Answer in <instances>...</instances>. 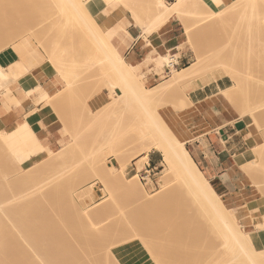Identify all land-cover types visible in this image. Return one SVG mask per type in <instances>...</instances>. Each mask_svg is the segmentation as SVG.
<instances>
[{"label":"rangeland","instance_id":"374dc122","mask_svg":"<svg viewBox=\"0 0 264 264\" xmlns=\"http://www.w3.org/2000/svg\"><path fill=\"white\" fill-rule=\"evenodd\" d=\"M74 1H76V0H74ZM184 1H185V3H184L185 6H183V9L184 8L185 9L183 12V17L180 20L183 22L184 26H186V25L191 26L192 27L191 31H193V32H190V35H191V36H189L190 38L186 34H184V37H183L184 40H187V41L192 40V41L187 42L188 44L185 43V45H183L182 48L189 50V52H191V54L193 55L192 63L194 61L199 62L198 65H199L200 70H198L199 74L197 73L198 76L196 75L197 76L196 78L210 80V79H215L219 76H227L226 72L228 70L232 71L233 75L235 76V78L238 80V82L242 86L240 85L241 91H240L239 95L237 96V98L233 101V103L231 102L232 104H229L230 107L235 110L234 113H236V114L241 115L243 113V114L249 115L252 118H254L253 119L254 123L259 128H261V126H263L262 124L264 122V59H263L264 56L261 55V53L259 52L260 50L258 48L259 45L261 48H264V34L260 32L261 26L257 25L258 24V22H256L257 20L251 14H249V11L246 9L244 12H243V10L241 12H239V14L237 13L236 15H230L232 17L229 18V15L226 13L225 10L228 8V6L232 3L233 0L221 8H214L213 6H211V4L204 2L203 0H193V4H192V0L191 1L190 0H188V1L184 0ZM78 2H81L82 4L83 3L86 4L84 6L85 8L87 7L86 9H87L88 14L86 15V18H89L90 21L93 20L92 25H94V23H97L100 25V18L102 16V9L108 5H113L115 3L117 5H121L123 8H125V6H132V7L136 8V11L137 10L140 11V15H139L138 11H137V14L140 17H142L141 19H143V20H147L149 18V14L147 12H145L144 7H142V5H144V3L146 2L145 0H86V1L85 0H78V1H76V3H78ZM175 2H176V0H170L166 4L171 5L172 3H175ZM72 3L70 0H0V18H1V20H0V23H1L0 24V38L2 39V40L0 39V51H3L5 49H7L8 47H11L12 53H13L14 52V50H13V48H14L13 44L14 43L18 42L19 43L18 45L21 47V46H24L25 44H27V40H29L31 42L32 47L39 49V51L42 53L43 61H46L48 59V53L50 51L57 52L60 59L63 57L62 60L59 61L60 59H57L58 61L57 60L55 61V63H57V64H53V63L48 61L47 67H49L50 69H52V67H54L58 73L60 72V69L61 70L67 69V70H65L66 72L68 71L66 73L67 74L66 78L62 74H60V73L59 74L65 80V89H68V90H66V91L63 90V91H61L62 93L59 92V94L55 95L54 98H56L55 100L59 101L60 103H62L64 98L69 99L71 102V105L69 108V111L71 114H77V115L85 114V120L84 121L79 120V121L71 122L70 126H68L65 129V133L68 134V137H69V139L65 143L67 145H69V147L66 146V150H67L66 159L65 160L63 159L61 161L60 164H62V165H59L64 169L60 170L61 167L57 166L59 169L57 168V170L54 171L56 169L54 167V169H52V171H49V172L52 174H53V172L54 173L57 172L58 174H60V173L62 174V172H63V175H64V172H66L65 173L66 176L68 175L69 177L71 176V177L75 178V181L73 182L74 184H71V186H70L71 189L69 188V191L70 190L72 191L71 193L73 194V197H75V198H77L79 196V195L77 196V194L80 193L79 191H82L81 193H83V192L88 191L90 189V187H92L94 189V192H93L94 194H92L91 198L89 196L86 197L85 196L86 193H84L85 194L84 196H85L87 202H90L89 200H91L92 202H98L105 195V191H103L104 187L101 185L100 181H98V179L95 178L96 176L94 177V175L90 174L91 164L92 163H96V164L102 163V165H103V163L105 162V161L103 162V160H106V162H105L106 166H109V165L112 166L115 164V166L118 169H121V166H117V164H116L117 155L120 153V150H124V148H126L125 149L126 151H123L122 155L120 154L121 157H119V158L126 164L125 174H126L127 178L131 179L132 177L134 178L135 175H137V177L141 181L139 188L141 187L142 189H144V191L146 193H152V194L156 193L157 190H160L162 187L161 186L163 183L162 179H165L164 174H166V170L168 169V167L163 161L162 154H160L159 152H156L155 150H152L150 153L154 152L153 155L157 156L159 163L158 164L151 163L150 164L151 167H156V169H154V171L152 172L150 177L143 179V177L147 176L145 174V170L147 169V165H149V162H147L146 160H144L142 158L143 152L146 149V145H143L142 142L139 143L141 141V139L139 137L140 132H141L140 128H141L142 122L144 120H146L148 113L153 112L156 109H158L159 114L162 115L166 119V121H168L171 124L169 118L166 117L165 113H167L168 115H172L175 111L182 110L181 106H182V103H184V101H185V92H186L185 90L189 85H187L186 82H184L182 84H180L181 82H179V83H178V81L176 82L173 79L174 75L171 71L170 74H167L162 78V81L159 83L161 85L155 87L154 92H157V94L155 97H153V99H151V101L148 104H144V105L142 104L141 105V103L139 104V102L134 101L131 97V94L129 93V90L126 87L125 78L122 77L124 80L123 81L122 78L115 76L118 74V72L116 74H114V72H112V70H110L111 66L108 67L109 64L106 63L107 61L103 59L105 56L104 49H106V48H104V47H106L105 44L100 45L99 43H97L94 40H93L94 43L92 42L93 36L91 34H93V35L96 34L95 27H93L95 30H92L93 28L90 30L85 28V30H87L85 32L89 35L88 37L86 35V39L88 38V40L84 41L83 37H82L84 35L80 36V34H81L80 32H83L82 34H85L84 23L81 21V19L78 18V17H80V13L78 12V8H75V7H77L76 6L77 4H75V6H74V3L73 4ZM72 7H74L75 10ZM140 7H141L142 11H141V9H139ZM77 13H79V15H77ZM68 14L69 15L72 14V16L70 15L71 16L70 20H69ZM81 16L83 17V15H81ZM74 19H77L78 22L75 21ZM254 20H256V21H254ZM77 23L83 24V26H81ZM249 23H250V25H249ZM72 24H74V25H72ZM75 24H76V27H75ZM72 29H73V31H72ZM75 29H77V32L75 31ZM15 30H16V32H15ZM17 30H19V31H17ZM58 30H60V31H58ZM4 31H5V34H4ZM48 31L49 32L54 31L53 35H52V33L49 34ZM70 31H72V32H70ZM55 32H56V34H55ZM64 32L65 33L68 32V33L65 34ZM7 33H9L8 36H7ZM11 33H13L14 35L13 34L11 35ZM24 33L26 34L25 36L22 35ZM29 33H31V34H29ZM62 33H63V35H62ZM47 34L50 36L51 35L55 36L54 39L56 41L53 39V37H51L53 39V41H51L53 45L51 43H49V45L44 43L46 41L48 43V40L45 39ZM70 34L72 35V37L70 36ZM1 35H2V37H1ZM10 35L12 36V38ZM48 35L46 37L47 39H49ZM76 35H77V37L74 39H77V40L74 42L73 37H75ZM78 35H79V39L80 38H82V39L79 40ZM62 38H63V40H62ZM69 38H71L72 40ZM84 42H85V44H84ZM66 43H68V44L66 45ZM83 44H84V46H83ZM44 45H46V46H44ZM102 46H104L103 47L104 49L102 48ZM256 46H258V47H256ZM43 47H45L46 49H44ZM79 47L82 49H80ZM93 47H95V48H93ZM257 50H259V51H257ZM63 55H65V56H63ZM65 57H67V58H65ZM70 61H71V63H70ZM59 64H60V67H59ZM58 69H59V71H58ZM53 71H55V70H53ZM111 74H112V76H111ZM169 75H171V76H169ZM118 76H120V75H118ZM114 78H115V80H114ZM118 78H119V80H117ZM140 79L144 82V80L141 77H140ZM66 80L70 81V83H71L70 84L71 86H69L70 88L68 87V83ZM115 81L122 82L124 84L122 85V83H121V85H119L120 83H117V82L115 84L114 83ZM111 82H112V84H111ZM232 84H234V81L232 82ZM103 90H108L110 96H111L113 91H116L117 96H115V97L111 96V102L109 104H107L106 106L102 107L101 109H99L97 111L92 112L89 108H87V104H86L87 100L89 98L95 96L96 94H98L99 92H101ZM63 93H64V95H63ZM220 96L222 97V95H220ZM177 103H179V105H176ZM103 108H105V110ZM106 108H107V110H106ZM101 114H102V116L103 115H105V116H103L101 118L100 117ZM170 119H173L172 116H170ZM255 119H257V120H255ZM2 128H3V124L0 121V138L4 137L6 133L12 131V130H10L8 132L3 131ZM30 131L25 130V139H26L27 143H29L28 145H22V144L19 145L18 144L19 146L14 145L15 147L10 146V147L6 148L4 146V147L0 148L1 152H3L5 150L3 153H1L5 158L2 157V155L0 154L1 158L3 159L0 161V172H1L0 173V177H1L0 181L1 182L3 181L2 185L0 186V190H1V188H3L4 185L7 184L4 182H9L11 184V185L8 184V185L4 186V189H2L3 192L7 189L6 191L9 192V194L7 192L2 193V190L0 191V195H1L0 202L3 201L4 198H6V195H4V194H7L8 198L6 200L9 201V203L13 202L10 207H8V208L6 207V209L3 207V209L5 210L4 212H2L3 215L9 214V212L11 213L14 210V207H16V205L18 204V202L20 200V195H21V193H23L25 188L27 187V190H30V188L34 185L33 183L38 181V179L36 178L37 180L34 179L35 182H33V183L31 182L32 180L30 182H27L26 187L24 188L22 186V189L20 188V183L22 182L21 181L22 179L21 180L18 179L17 183L15 182L17 185L13 184L14 180L15 181L17 180L15 178H13V176L16 177L15 173L17 172V175H18V172L19 171L21 172L20 166L23 165L24 161H26L29 157H31L30 155L32 154V152L30 151V148L32 150L39 148L38 144H37V139L34 138L33 131L31 129H30ZM137 140L139 142H137ZM21 145L27 149L29 148L27 146L30 145L29 151L22 150L20 148V147H22ZM133 146L136 148L134 149ZM119 147L120 148L122 147L123 149L122 148L120 149ZM187 148H188L190 154L192 155V153L190 151V144L189 143H187ZM68 149H70V150L68 151ZM117 151H118V153H117ZM69 152L71 155L69 154ZM68 156H70V157L68 158ZM95 159H97V160H95ZM125 159L127 161L130 159L131 160L128 161V163H127ZM88 163H89V165H88ZM241 163H242L240 165L241 170L243 172V176L245 177V181H246V188L243 187L244 188L243 190L246 192V194L244 196L243 195L240 196V198H241L242 202H247L250 205L251 209L253 210L252 212L255 215H257V217L251 219L250 225H247L243 221H239V223L242 226V229L244 231L245 230L246 231H252L255 229V223L262 222L264 220V142L261 143V147L260 146L258 147V145H255L253 147V149H251L249 152H247L246 155L244 156V160H242ZM33 165L35 167H37L36 168L37 173L38 172L39 173L45 172V171H41V170H45L43 168L44 166L41 163H39V164L36 163ZM132 167H135L136 170L130 171V169ZM12 170H16L15 173H13L14 171L12 172ZM243 170L245 171L247 176ZM11 172L14 175L12 177L10 175V177L13 178L14 180L9 178L8 174ZM20 172H19V175L21 176L22 172L21 173ZM73 172H74V174H72ZM81 172H83V173H81ZM84 172H85V174H84ZM167 172H168V170H167ZM50 173H49L50 176H47V177H49V179L46 180L47 181L46 183H48V181H50V180L52 181L53 176L55 175L54 174L52 176V174H50ZM170 173L172 174V172H170ZM170 173H169V175H170ZM4 174L8 175V177H7V180L9 178L8 181L3 180L4 179L3 177L5 176ZM80 174H84V175L80 176ZM86 174H87V176H86ZM44 175H46V174H44ZM174 175L176 178L172 174L167 179L168 180V186L171 185L169 187L172 188V190H168V191L169 192L172 191V193L175 189L177 190L180 187V185H179L180 183L178 184V182H180V178L177 174H174ZM56 176L57 175H55L54 178ZM75 176H77V177H75ZM84 176H86V177H84ZM41 177H40V179H41ZM47 177L45 179H47ZM80 177H82L83 180L80 179ZM76 179H78V181ZM79 179L82 180L81 184H80ZM10 180H12V182ZM19 181H20V183L18 185ZM40 181L43 182L42 179L39 180V182ZM76 181L79 183L78 184L79 186L78 185L76 186L77 189H76V187H73L74 185H76L75 184ZM1 182H0V184H1ZM39 182H37L36 184H38ZM41 182L39 183V185L41 184ZM46 183L44 182L41 185L46 184ZM12 184L16 185V187L12 186ZM177 184L179 185L178 187H177ZM184 185L185 184H181L182 187ZM17 186H19V189ZM35 186H37V185H35ZM135 186L136 185L130 183L129 189H128V196L124 194V196H127L125 198H124L123 194H122L123 197L120 195L121 193L119 195L117 194V196L114 195L113 197H111L109 199V205L107 207H105L103 205V209L99 208V210H97L98 215H97V213H96V215L93 214L94 217H93V215L89 216L88 212L82 210L81 208H78L77 211H79V209H80V211L77 212L80 215L78 217L82 222L81 226L79 227L80 228L79 230L82 229L84 231L83 232L81 230L80 233L83 232L85 235L86 231H87V233L91 232L90 230L92 228H90L89 226L92 222H94V223L98 222V223H101L102 225H105L107 223H110L112 220V222H111V226H112V223L114 222L113 220H115V218H117V216H119L118 214H120V216H123L124 218H127V216L129 214L133 213L132 215L129 216V218L132 216L130 219L133 220V218H135L136 222H138V221L146 222L147 221V223L149 224L148 225L149 229L148 230L144 229L143 233H144V235H147L148 238L150 236L149 240L152 239L153 235H154V238H153L154 240L152 239L153 244L156 243V240L158 242V239L160 237L161 238L159 239V241L163 238L162 239L163 241L162 240L161 241H162V243H165L163 246L165 248V249H163L164 252L175 253L173 257L176 259L178 258V260H176L177 264L179 262H180V264H183V263L184 264H193V263L197 264L198 263L197 261H194L192 258L188 257L189 253L186 250L187 246L184 247L185 250L183 248L184 245H182V247L178 246L180 244V242H182V241H187L188 247H191L193 245V247L197 246L198 249L200 248L199 252H198L199 261H200V259L202 260L205 257V255H204L205 251L204 250H213L214 253L212 255H210V258H209V256L207 257L208 259H206V257L204 258V260L206 259L209 262L208 263L205 260L206 263H208V264H228L229 263L228 260L230 259L231 256H230V251L227 248L228 246L227 245L225 246L224 244H222V242L220 240H218L219 242L216 240L215 241L216 244H214V241L210 242L208 237H207V234L205 232L206 230H205L204 226H202L203 224L201 225L197 222L198 225H196V221L195 222L193 221L195 224L193 223V225H191V226L194 227V225H196L197 227L195 226V229L193 228L194 229V231H193L194 233L192 232L193 234L191 233V231L190 232L188 231V229H190V224H191L190 222H192L191 218H193L194 214L191 213L192 212L191 211V209H192L191 204H188V203H190V201H189L190 199H189V197L187 198V196H185L186 192H187L186 186H184V187H186V188H184V190H182L183 189L182 187H180L181 189L177 190L179 194L177 193L174 195L172 193L169 194V192H168L169 197H170V195H173L174 199H176V200H174L172 196H171L172 198H169L166 196L165 198L172 200V202H171V200H169V202H167L168 199L165 200L168 205L163 200V202L161 201L162 203L160 202L161 203V205L159 204L160 206L159 205H157V206L155 205L156 207L152 206L151 208L153 209V207H154L153 210L155 212L153 210L148 211L149 215H150V213L152 214L151 215L152 218H151V216H149V218H148L147 214L143 215L145 212L147 213L148 209L144 210L143 208H140L141 204L139 205L136 197H132V195L136 196V194L138 193V192L136 193V190L138 191L139 188L136 189ZM72 187L75 189L74 191L72 190ZM86 188H87V190H85ZM173 188H175V189H173ZM19 190H21V191H19ZM18 191H19V193H18ZM76 191H78L77 194H75ZM179 191H182L183 194H182V192H179ZM174 193H176V191ZM2 194L5 197H3ZM18 194H19V196L17 198L16 196ZM138 194H137V196H138ZM177 195H178V197H177ZM14 196L16 197V199H14V201H13ZM9 198L10 199L12 198V200H10ZM222 200H223V202L227 208H229L231 210L235 209V208H232L233 206L225 198H222ZM15 201H16V203H15ZM4 203L5 202H1L0 205L3 204L2 206H4ZM6 203H8V202H6ZM107 203H108V201H107ZM164 203L167 205L166 210H164L165 207L163 208V206H166V205H163ZM170 203H172L173 206L178 205V204L179 205L176 206L177 207L176 208V207H172V205H170ZM105 205H107V204H105ZM95 208H97V207H94L91 209H95ZM147 208H150V207H147ZM155 208H157V210ZM172 208H173V210H174V208L176 210H174V212H173L171 210ZM119 209L121 210V212ZM145 209H146V207H145ZM69 210H72V208H69ZM69 210H64L61 215L64 214L65 215V216H63L64 218L65 217H69V218L73 217V219H74L75 216L77 217L76 213L74 214V212H76V211H69ZM102 210L105 212H103ZM142 210H143V212H142ZM140 211H141V213H140ZM163 211L165 212V215L162 214L163 217L165 218L166 215L168 216V218H166V220L170 219L169 218L170 215H171V217L173 216V218H174V219L171 218V221L169 220V226H168V223H167V226L166 225L164 226V223H162V222L166 221V220H163L164 218H162L161 220L159 219L160 216L162 217V215H160V213H162ZM158 212H159V214H158ZM154 214H157L158 216L154 215ZM3 215H1V216H3ZM95 216H97V218H95ZM144 216H145V218H144ZM155 216H157V217H155ZM85 217L87 218V220L90 223L89 222L87 223ZM120 218H122V217H120ZM129 218H127V219H129ZM156 218L159 220H157ZM189 219H191V220L188 224L189 225V228H188V226L185 227V225H187L185 221L187 220V222H188ZM149 221H150V223L152 222V224H150ZM156 222L159 224V226L162 225L160 227L158 226L159 230L156 229L157 227H155V225H153V223L155 224ZM3 223L4 222H0V225L1 226L5 225V223L4 224ZM157 223H156V226L158 225ZM16 225H18V224H16ZM150 225H152V228L154 226L153 230H155V231L154 232L152 231L153 234H151L152 228ZM165 227H166V229H164ZM177 227H178V229H177ZM199 227L202 229H200ZM120 228L121 227H119V229ZM160 228H162V229H160ZM2 229L5 230L6 228H4V226H3ZM112 229H115V230L113 231V230H111V228L109 230H108V228H106L105 230L107 231L108 235H110L111 233L114 232V235L116 236V238H118L117 235L115 234V232H117V234H118L119 233L118 231L122 230V228L120 230L117 229L118 230L117 231L113 225ZM123 229H124L123 230L124 233H120V235L118 234V236H120V238H121L122 237L121 235H123V237H124L123 239H125L127 237L125 235L126 229L125 228H123ZM4 230H1V233L2 232L4 233ZM110 230H111V233L108 232ZM149 230L151 233L148 232ZM161 230H164V231L167 230L166 232H168V233H166L164 231H163V233H160ZM183 231L184 232L188 231V232L183 234L182 233ZM176 233H178V234H176ZM160 234H165V235L162 237V235L160 236ZM191 234L194 235L195 237L189 236L190 237V239H189L188 235H191ZM203 234H204V236H203ZM2 235H3V237H2ZM10 235L0 234V236H1L0 240L2 239L0 241V244L3 247V250H2L3 253H0V262H1L2 256L4 254L9 255V257H10L9 262H11V261L15 262L17 256L19 257V255L21 253H22V255L27 253L26 250H24L25 253H24V251L21 252L23 250V247H24L22 245L23 243L22 244L19 243L20 242L19 240H18L19 242L14 241V239L11 238L14 235L13 234H12L13 236L12 235L10 236ZM94 235H96V234H94ZM157 235H158V239H156ZM168 235L169 236L172 235V236L169 237ZM5 236H6V238H5ZM112 236L113 235L111 234L110 238ZM9 237H10V239H9ZM15 238H17V237H15ZM33 238H32V241H33ZM110 238L106 239L107 241L109 240V243L106 241L108 244H110V242L111 243L115 242V237H112L113 238L112 240ZM191 238H192V240H191ZM116 240H118V239H116ZM34 241H36V239H34ZM124 241L126 242L127 240H124ZM129 241L132 243L131 240H129ZM129 241H127V242L130 244V248L128 250L125 249L126 251L124 250L125 254H123V255L122 254L120 255L119 251L117 249L113 248V253H114L115 259L112 258L113 256L111 257V259H112V261H114V263H117V261H119L118 264H131L129 261H127L128 257H131L137 253L138 254L141 253L140 255L141 256L144 255V257H145L144 260L146 259L147 264H155V262L149 257V255L153 256L154 251H151L150 248H149V250L147 248L139 250L138 247L140 244H137V242L135 241V242H133V245H132ZM161 241H160V243L155 244V245L162 244ZM170 241L173 243V246H171L170 250H169L168 247L166 246V243H170ZM260 241L261 240L257 241V242H259L258 244H257V242L253 243L252 250H251L252 251L251 252L252 263L249 262L250 261V259H249V261L247 260L246 261L247 263H245V264H264V242H263L264 240L261 242ZM106 242L105 241L103 242V243H105V245L102 246L101 250L105 249L103 247L106 246V244H107ZM103 243L101 242L99 244H103ZM199 243H200V247L198 246ZM210 243H211V245H210ZM219 243H221V244H219ZM203 244H204V246H203ZM11 245H13V246H11ZM35 245L39 246V244L37 242L35 243ZM95 245H96V247H101L100 245H98V243H96ZM113 245H114V243L112 244V246ZM210 246H212V247L209 248ZM20 247H22V249ZM108 247L109 246H107L106 248H108ZM207 247L209 249H207ZM213 247H214V249H213ZM24 248H26V247H24ZM36 249H38V248H36ZM6 250H10L11 251L10 253L12 255L9 254V251L6 252ZM106 250L107 249H105L104 252ZM178 250H180V253H181L180 256L181 257L179 256V253H177ZM181 251H183V252L186 251V252L183 253ZM202 253H204V254H202ZM27 254H29V251ZM186 254H187V256H186ZM200 254H201V256L203 255L202 258H200L201 257ZM48 256L47 257L44 256V258L46 260L47 259L49 260L51 255L49 254ZM126 257H127V259H126ZM121 258H123L122 259L123 261L121 260ZM180 258H181V260H180ZM116 259H117V261H116ZM190 260H193L192 261L193 263H191ZM204 260H202V261H204ZM112 261H110L111 264H113ZM125 261H127V262H125ZM149 261H150V263H149ZM49 262H50V260H49ZM110 262H107L105 264H110Z\"/></svg>","mask_w":264,"mask_h":264},{"label":"bare ground","instance_id":"6f19581e","mask_svg":"<svg viewBox=\"0 0 264 264\" xmlns=\"http://www.w3.org/2000/svg\"><path fill=\"white\" fill-rule=\"evenodd\" d=\"M70 1L72 3L74 0L73 1L70 0ZM76 1H78V0H76ZM76 1H74L73 3H74V6H75V4H77L76 5L77 7H75V8H78V12L80 13V17H78V16L77 17L79 19H81V21L84 23V32L87 31V30H85V28L90 30L93 27H95L96 34L95 35L91 34L93 36L92 42L94 40L97 43H99L100 45L105 44V46H106V47L102 46V48L103 47L106 48V49L103 48L105 51V56L103 54L102 55L104 56L103 59L107 61V62L106 61L105 62L109 64L108 67L111 66L110 70H112V72H114V74H116L118 72V74L115 76L120 77V78H122V77L125 78L126 87L129 90V93L131 94V97L134 101L139 102V104L141 103V105L142 104L143 105L148 104L151 101V99H153V97H155L157 94V92H154L155 88H149L145 85V83L140 79L141 76H139L136 72H134L133 68L127 64L125 59L120 55V53L117 51V49L111 44L107 32L105 30H103L102 27L97 23H94V25H92L93 20L90 21L89 18H86V15L88 14L87 9H86L87 7L86 8L84 7L86 4L83 3L84 4L83 5L81 2L76 3ZM145 1L146 2L144 3V5H142V7H144L145 12H147L149 14V18L147 19V21L141 19L142 17L139 16L140 11L137 10L139 13V15H138L136 8H134L132 6H125V8L133 14L135 20L137 21L138 24H140V26H145V30L148 32L152 31L154 29V26L157 27V26L164 24L172 16H179L181 19L183 17V12L185 9V8L183 9V6H185L184 0H176L175 3H172V4L170 3L171 5L166 4L165 0H145ZM192 4H193V0H192ZM72 8H74V7H72ZM75 8H74V10H75ZM139 9H141V7ZM245 9L248 10L249 14H251L257 20V21L256 20H254V21L258 22L257 25L261 26L260 32L264 34V0H233L232 3L228 6V8L225 11L229 15V18H230V17H232L230 15H236L237 13L239 14V12H241L242 10L244 12ZM141 11H142V9H141ZM79 13H77V15H79ZM72 14H70V15L72 16ZM70 15L68 14L69 20L71 17ZM81 15H83V17ZM0 20H1V18H0ZM74 20L77 21V19H74ZM143 21H145V22H143ZM77 24H79V23H77ZM72 25H74V24H72ZM79 25L83 26V24H79ZM249 25H250V23H249ZM75 27H76V24H75ZM185 28H186L185 29L186 35L188 37L191 36L190 32H193V31H191L192 27L191 26H185ZM95 29L93 28L92 30H95ZM17 31H19V30H17ZM58 31H60V30H58ZM72 31H73V29H72ZM72 31H70V32H72ZM75 31L77 32V29H75ZM15 32H16V30H15ZM53 32H49V34L52 33V35H53ZM13 33H11V35ZM66 33H68V32H66ZM80 33H81L80 36L84 35V36H82L84 41L88 40V38L86 39V35H87V37L89 35L86 32H85V34H82L83 32H80ZM4 34H5V31H4ZM8 34L9 33H7V36H8ZM29 34H31V33H29ZM55 34H56V32H55ZM22 35L25 36L26 34L24 33ZM47 35H46V37H47ZM52 35L51 36L48 35L49 36L48 38L50 40L45 37V39L48 40V43H47V41L44 42L45 44H47V45H49V43L52 44L51 41H53V39L55 38V36H52ZM62 35H63V33H62ZM70 36L72 37L71 34H70ZM1 37H2V35H1ZM51 37H53V39ZM76 37H77V35L75 37H73V39ZM11 38H12V36H11ZM69 39H71V38H69ZM78 39H79V35H78ZM80 39H82V38H80ZM62 40H63V38H62ZM76 40L77 39H74L73 41L75 42ZM189 41H192V40H189ZM18 44H19L18 42L14 43L13 46L19 52L20 55L22 52H23V54H26L28 52L36 50V48L32 47L31 42L29 40H27V44H25L24 46L20 47ZM67 44L68 43H66V45ZM84 44H85V42H84ZM84 44H83V46H84ZM44 46H46V45H44ZM256 47H258V46H256ZM43 48L46 49L45 47H43ZM93 48H95V47H93ZM258 48L260 51L259 50H257V51H259L261 53V55L264 56V48H261L260 45ZM80 49H82V48H80ZM11 53H12L11 47H8L7 49L0 51V60L7 58ZM40 55L41 54L39 53L38 50L34 53V56L37 59ZM63 56H65V55H63ZM155 56H157V55H155ZM62 58L60 59L59 55L55 51H50L48 53V61L53 63V64H57V63H55V61L57 59H60L59 61H61ZM65 58H67V57H65ZM176 59L177 58L167 54V55H159L154 60L156 62L157 68L168 66L174 75L173 79L176 82L178 81V83L181 82L180 84H182L184 82L188 83L189 81L193 80L194 78H196L198 76V74H199L198 70H200L199 65H198V63H199L198 61H194L192 64H190L187 67L177 69L175 67ZM70 63H71V61H70ZM59 67H60V64H59ZM59 69H58V71H59ZM1 70H2V68L0 67V73H1ZM65 70H67V69H65ZM65 70L60 69L59 73L62 74L66 78V75H67L66 73L68 71L66 72ZM112 74H111V76H112ZM118 75H120V76H118ZM226 75L233 79L234 84L229 89L224 90L223 93H224L226 100L233 103V101L239 95V93L241 91L240 88L242 85L235 78L232 71L228 70L226 72ZM115 78H114V80H115ZM123 78H122V80H123ZM117 80H119V78ZM116 82L120 83L119 85H121V83H122V82H118V81H115L114 83L116 84ZM67 83H68V87L71 86L70 81H67ZM111 84H112V82H111ZM123 84L124 83H122V85ZM188 84H190V82ZM204 84H205V82H200V86L203 87ZM64 90L66 91L68 89H64ZM63 95H64V93H63ZM111 96L112 97L117 96L116 91H113ZM52 97H48L47 104H48V102H52V103H50L52 105L56 101L55 100L56 98L53 97L54 98L53 99ZM53 100H55V101L53 102ZM187 100L190 101V99L188 97H187ZM107 108H106V110H107ZM55 109H56V107H55ZM103 109L105 110V108H103ZM245 115L246 114L242 113V116H245ZM37 116H38V113L36 110H34L33 112H31L27 116L26 120L23 123L15 126L14 130L6 133L4 137H1L0 138V148L4 147V146L6 148L10 147V146L12 147L14 145L19 146L20 144L28 145L29 143H27V141L25 139V130L30 131V126L32 125V122L35 120V118H37ZM103 116H105V115H103ZM103 116H102V114L100 115L101 118ZM62 117H64V116H62ZM255 120H257V119H255ZM64 122H66V121H64ZM140 131L141 132H140L139 137H140L141 141L139 142L137 140V142H139V143L142 142L143 145H146V149L143 152L142 158L144 160H146L147 162H149V153L152 150H155V151L162 154L163 161L168 167V169H167L168 172L166 170V174H164L165 179H162L163 183L161 185L162 186L161 189L157 190V192L153 193V194L152 193H146L144 191V189H142L141 187H140L141 189L139 188L141 181L137 177V175H135V177L134 178L132 177L131 179L127 178V176L125 174L126 164L119 158V157H121L120 154L122 155L123 151H126L125 150L126 148H124V150H120V153L117 155V163L119 164V166H121V169H118L115 166V164L112 166L111 165L106 166L105 165L106 160H103V162L105 161L103 163V165H102V163L101 164H96V163L91 164L90 174L94 175V177L96 176L95 178H97L98 181H100L101 185L104 187L103 191H105V195L98 202H92L91 200H89L90 202H87V200L85 198V196L86 197L89 196L91 198L92 194H94L93 193L94 189L92 187H90V189L88 191L83 192V193H81L82 191H79L81 194L80 193L77 194L78 191H76L75 194H77V196L79 195L80 197L78 196L77 198H75V197H73V194L71 193L72 191L71 190L69 191L71 184H74L73 182L75 181V178H73L71 176L69 177L68 175L66 176L65 175L66 172H64V175H63V172H62V174L61 173L58 174L57 172H55V173L53 172V174H52L49 172V171H52V169H54V167L56 168L54 171H56L58 168L57 166L62 165V164H60L61 161L63 159L64 160L66 159V154H67L66 146L61 147L60 149H58L56 151H53L50 148L42 146L40 144V141H38V140H37V144L39 147L38 149L32 150L30 148V145L27 146L30 148V151L32 152V154L30 155L31 157H29L26 161H24L23 165L20 166V170L22 173L18 170L22 175L20 176L19 172L17 175V172L15 173L16 170H12V172L14 171L13 173H15L17 178L15 176H13L14 174L12 172L9 173L8 175H9V178L12 180H14L13 178L17 179L16 181L14 180L13 184H16L18 179L19 180L22 179L21 183H20V181L18 182V185L20 183L21 189H22V186L25 188L27 185V182H30L31 180H32L31 181L32 183L35 182V180H37V179H38V181L33 183L34 185L30 188V190H27V187L25 188L26 191L24 190L23 193H21L20 200H19L18 204L16 205V207H14V210L11 213L10 212H9V214L6 213L7 215H3L2 212L5 211L3 209V207L6 209V207L7 208L10 207L13 202L9 203V201L6 200L8 198L7 194H4V195H6V198H4V200L1 202H5V203L8 202V203H6V204L4 203V206H2L3 204L0 205V222L5 223V225H2V226L0 225L1 226L0 227L1 228L0 234H7V235L13 234L14 236L12 235L13 237H11V238H13L14 241L19 240L20 242L19 241L18 242L21 244L23 243L22 245L24 247H26V248L23 247V250L21 252L26 250L27 253L29 251V254L25 253V251H24L25 254L23 253L24 255H22V253L20 252L21 254L19 255V257L18 256L16 257L15 262L11 261L12 263L9 262V258H10L9 255L4 254L2 256V260H1L0 264H105L107 262L112 261V259H111L112 256H113L112 258H114L113 248L117 249L119 251L120 255L125 254V251L130 248V244L127 242L129 240L132 241V243L129 241L132 245H133V242H135V241L137 242V244H140L138 247L139 250L146 249V248L149 250V248H150L151 251H154L153 256L149 255V257L155 262V264H177L176 260H178V258L176 259L173 257L175 253L164 252L163 249H165V248L163 246L165 243H162L163 238L161 239L162 241L160 240L162 244L155 245V244L160 243V241H159V239L161 238L160 236L162 235V237H163L165 234H160L159 239H158V235H157L156 239H158V242L156 240V243L153 244L152 239L154 238V235H153V238L150 239L151 240L150 241L149 240L150 234L148 235L149 236V238H148L147 235H144V233H143L144 229L145 230L149 229L148 228L149 224L147 223L146 220H145L146 222H143V221L136 222L135 218H133L134 221L132 219H130L132 216L130 218H129V216L132 215L133 213L129 214L127 216V218H129L130 220L127 218H124L123 216H120V214H118L122 218L117 216V218H115L116 221L113 220L114 222L112 223V226H111L112 220L110 223H107L105 225H102L101 223H98L94 220L96 223L92 222L89 226L90 228H92L90 230L91 232L87 233V231H86L87 234L85 233V235H84V233H83L84 231L82 229L81 230L83 232L80 233L81 230H79L80 229L79 227L81 226L82 222L78 217L80 215L77 213L80 211V209H79V211H77L78 208H81L82 210L88 212L89 216H92L93 214L96 215V213L98 215L97 210H99V208L103 209V205L105 207H107L109 205V199L111 197H113L114 195L117 196V194L119 195L121 193L120 194L121 196H122V194H123V196H124V194L128 196V189H129V185L131 183V184L136 185L135 186L136 189L139 188L138 191L135 189L136 193L137 192L139 193V194L137 193L138 196L136 194V196L132 195V197H136L139 205L141 204L140 208H143L144 210L148 209L147 213L145 212L143 215L147 214L148 216L147 215L146 216L149 218V216H151L152 214L150 213V215H149L148 211H152L154 209V207H156L159 204L161 205L163 200L166 204H167V202H169V200H171V199H168L165 197L166 196L169 197V194L172 193V191L171 192L168 191V190H172V188L169 187L171 185L168 186V180H167L170 177V175H172V174L174 177H175L174 174H177L179 176L180 182H178V184L180 183L179 184L180 187H182L181 184H185L184 186L187 187V192H186L185 196H187V198L189 197L190 203H188V204H191V206H192L191 207L192 208L191 213L194 214L193 218H191L192 220L189 219L188 222H187V220L185 221L187 224V225H185V227L188 226V228H189L188 224H189L190 220L192 221V222H190L191 223L190 229H188V231L189 232L191 231V233H192L195 229V226L198 225L197 222L201 225L203 224L202 226H204V228L206 230L205 232H206L207 237H208L210 242L214 241V244H216L215 241L220 240L222 242V244H224L225 246L226 245L228 246L227 248L229 249L230 256H231L230 259L228 260L229 261L228 264H245V263H247L246 262L247 260L249 261V259H250L249 262L252 263V257H251L252 251L251 250H252L253 243L257 242L258 240H261V241L264 240L263 239L264 238V220L262 222L255 223V229L252 231H246V230L244 231L242 229V226L239 223V221H242L243 219H245L244 218L245 215L242 214V210L241 209L231 210L225 206L221 195L218 194V192L216 191L212 182H210L205 177L202 170L197 166L195 160L193 159L192 155L190 154V152L187 148V141L185 142L184 140H182L178 136V134L174 131L172 126L169 124V122L166 121V119L162 115L159 114L158 109L154 110L153 112L148 113L146 120H144L142 122ZM67 146L69 147V145H67ZM259 146L261 147V143L258 144V147ZM22 147H20L22 150L29 151V148L27 149V148H24V146H22ZM135 148L136 147H134V149ZM69 150L70 149H68V151ZM3 152H1V149H0V154ZM117 153H118V151H117ZM69 154H70V152H69ZM1 155H0V161L3 160L1 158ZM243 155H244V153H243ZM243 155L241 154V156H240V154H239V156L237 155L238 158H237V156L235 158L239 165L242 164L241 162L243 160V158H242ZM2 157H4V156L2 155ZM69 157L70 156H68V158ZM95 160H97V159H95ZM130 160H128V161H130ZM128 161L126 160L127 163H128ZM36 163L37 164L41 163L44 166L43 168L45 169V170H41V171H45V172H42V173L38 172L37 173V170H36L37 167H35L33 165ZM88 165H89V163H88ZM59 167H61V166H59ZM62 169H64V168L61 167L60 170H62ZM170 172H172V174ZM49 173L52 174V176L54 174L57 176L54 178V176H55L54 175L52 181L50 180V181H48V183H46L47 182L46 180L49 179V177H47V176H50ZM81 173H83V172H81ZM169 173H170V175H169ZM44 174H46V175H44ZM72 174H74V172ZM84 174H85V172H84ZM84 174H80V176H83ZM8 175H5L3 177L4 178L3 180L8 181L9 180V178L7 180ZM10 175H11V177L13 176V178H11ZM86 176H87V174H86ZM86 176H84V177H86ZM40 177L43 180V182L40 181L41 184L44 182L46 184H43V185L40 184L39 185V183H40L39 180H41ZM46 177H47V179H45ZM75 177H77V176H75ZM80 179H82V177H80ZM80 179H79V181L81 184L83 179L82 180H80ZM12 180H10V181L12 182ZM76 180L78 181V179H76ZM77 181L75 183L76 185H74L73 187H76L79 184ZM37 182H39V183L36 184ZM2 183H3V181L1 182L0 186L2 185ZM4 183H7L6 185L10 184L9 182H4ZM13 184H12V186L16 187L17 184L16 185H13ZM178 184H177V187L179 186ZM6 185H4V186H6ZM35 185H37V186H35ZM4 186H3V188H1V190L4 189ZM184 186L182 187L183 188L182 190H184V188H186ZM17 187L19 189V186H17ZM73 187H72V190L74 191L75 189ZM180 187L178 189H181ZM76 189H77V187H76ZM173 189H175V188H173ZM6 190L4 192H7ZM85 190H87V188ZM177 190L175 189L172 194H174V195L177 194L178 193ZM19 191H21V190H19ZM19 191H18V193H19ZM175 191H176V193H174ZM4 192L2 190V193H4ZM168 192H169V194H168ZM179 192H182V191H179ZM7 193L9 194V192H7ZM84 193H86V195ZM182 194H183V192H182ZM4 195L2 194L3 197H5ZM18 196H19V194L16 197L18 198ZM127 196H124V198ZM171 196L173 197V195H170L169 198H172ZM0 197H1V195H0ZM16 197L14 196L13 201H14V199H16ZM177 197H178V195H177ZM167 199H168V201L166 202L165 200H167ZM173 199H174V197H173ZM10 200H12V198ZM174 200H176V199H174ZM107 201H108V203H107ZM1 202H0V204H1ZM171 202H172V200H171ZM15 203H16V201H15ZM165 203L163 205H166ZM105 204H107V205H105ZM167 205L163 206V208L165 207L164 210H166ZM170 205H172V203H170ZM178 205H175V206L172 205V207H176ZM152 206H154L153 209L151 208ZM94 207H97V208L91 209ZM145 207H146V209H145ZM147 207H150V208H147ZM69 208H72V210H69ZM155 209L157 210V208H155ZM64 210L76 211V212H74V214L76 213L77 217L75 216L74 219H73V217L72 218L70 217L71 219L69 217L64 218L63 216H65V215L64 214L61 215ZM171 210L174 212V210H176V209L174 208V210H173V208H172ZM103 212H105V211H103ZM120 212H121V210H120ZM142 212H143V210H142ZM163 212L160 213V215H162V214L165 215V212L164 213ZM140 213H141V211H140ZM158 214H159V212H158ZM1 215H3V216H1ZM154 215H157V214H154ZM157 216H155V217H157ZM93 217H94V215H93ZM95 218H97V216H95ZM144 218H145V216H144ZM151 218H152V216H151ZM162 218H164L163 215H162V217L161 216L159 217L160 220ZM166 218H168L167 215L163 220H166ZM169 218L170 219H167L168 221L166 220L165 222H162V223H164V226L165 225L167 226V223L169 226V220L171 221V218H173V216L171 217V215H170ZM159 219H157V220H159ZM86 221H87V223L89 222L87 220V218H86ZM193 221L194 222L196 221V225H194V227L191 226L194 223ZM149 223H150V221H149ZM156 223L155 224L153 223V225H155V227H157L156 229L159 230V227L162 225L159 226V224L157 223L158 225L156 226ZM16 224H18V225H16ZM150 224H152V222ZM113 225H114V228H116V230L119 229V227L122 228V230H120L121 228L119 229L120 231L117 230L119 232L118 233L119 235H120V233H124L123 228H125L126 229L125 235L127 237L129 236L128 237L129 239L127 237H126L127 239L126 238L123 239L124 238L123 235H121L122 236L121 237L122 239H121L120 236H118L117 232H115V234L118 237V238H116V236L114 235V232L111 233V230H113V231L115 230V229H112ZM3 226H4V228H6L5 230L2 229ZM150 226L152 228V225H150ZM106 228H108V230L111 228V230L108 232H110L113 235L112 237H115V242H113L114 243L113 246H112L113 243L110 242V244H111L110 245V244H108L109 240L108 241L106 240V239H109L110 235H111V234L108 235L107 231L105 230ZM153 229H154V226H153L151 232L155 231ZM160 229H162V228H160ZM164 229H166V227ZM177 229H178V227H177ZM200 229H202V228H200ZM1 230H4V233L3 232L1 233ZM163 231L164 230H161L160 233H163ZM166 231H164V232H166ZM148 232H150V230ZM153 232L151 234H153ZM187 232L183 231L182 233L184 234ZM166 233H168V232H166ZM94 234H96V235H94ZM176 234H178V233H176ZM192 234L188 235V237L189 236L193 237L194 235H192ZM171 236H169V237H171ZM203 236H204V234H203ZM2 237H3V235H2ZM15 237H17V238H15ZM112 237L110 238L111 240L113 239ZM190 237H189V239H190ZM0 238H1V236H0ZM5 238H6V236H5ZM32 238H33V241H34V239H36V241L33 242ZM9 239H10V237H9ZM116 239H118V240H116ZM124 240H127V241L125 242ZM191 240H192V238H191ZM104 241L108 242V243L106 242L108 245L106 244V246L103 247V248L107 249L106 250L107 252L106 251L104 252L105 249L101 250L102 246L105 245V243H103ZM36 242L39 244V246L35 245ZM101 242L103 244H99ZM94 243L95 244L98 243V245H100L101 247H96V245ZM200 243L198 245L199 247H200ZM258 243L259 242H257V244ZM219 244H221V243H219ZM182 245H184L183 248L187 246L186 250L189 253L188 257L192 258L194 261H197L198 262L197 264H208L209 262L206 260V259H208L207 257L209 256V258H210V255H212L214 253L213 250H204L205 254L204 253H202V254H204L206 257L205 260L208 262V263H206V261L204 260L205 257L202 259L205 262L202 261L201 259L199 261L198 252H199L200 248L198 249L197 246L193 247V245L191 247H188L187 241L180 242V244L178 246L182 247ZM210 245H211V243H210ZM11 246H13V245H11ZM107 246H109V247L111 246V247L106 248ZM166 246L170 250V247L173 246V243L170 241V243H166ZM203 246H204V244H203ZM211 247L212 246H210L209 248H211ZM20 248L22 249V247H20ZM36 248H38V249H36ZM209 248L207 247V249H209ZM213 249H214V247H213ZM2 250H3V247L0 244V253H3ZM184 250H185V248H184ZM8 251H9V254H11L10 250H6V252H8ZM181 252H183V251H181ZM185 252L186 251H184L183 253H185ZM177 253H179V256H180V254H181L180 250H178ZM49 254L51 255V257H50L51 259L49 258L50 262L48 259L46 260L44 258V256L47 257ZM186 256H187V254H186ZM200 256H201V254H200ZM202 257H203V255L200 258H202ZM122 259L123 258H121V260ZM126 259H127V257H126ZM180 260H181V258H180ZM193 260H190L191 263H193L192 262ZM116 261H117V259H116ZM118 262L119 261H117V263H114V261H112L113 264H118ZM149 263H150V261H149ZM110 264H111V262H110ZM178 264H180V262Z\"/></svg>","mask_w":264,"mask_h":264},{"label":"crops","instance_id":"0c3cea01","mask_svg":"<svg viewBox=\"0 0 264 264\" xmlns=\"http://www.w3.org/2000/svg\"><path fill=\"white\" fill-rule=\"evenodd\" d=\"M169 1L165 0L166 3ZM203 1L214 8H221L232 0ZM179 18L172 16L167 22L154 26V29L148 32L145 26L137 23L129 10L115 3L102 9L100 25L107 32L111 44L134 72L141 76L145 85L155 88L161 85L159 83L165 75L171 73L168 66L156 67L154 59L159 55L169 54L177 58V69L192 64L193 55L189 50L182 48L188 41L183 39L186 34L185 26ZM13 50L7 58L0 60L2 130H14L15 126L23 123L27 116L36 110L38 116L30 126L34 138L39 140L42 146L53 151L67 146L65 142L69 137L65 129L71 122L84 121L85 114H71V102L67 98H64L62 103L53 100L55 102L52 105V102L47 104L48 97H54L65 89V80L54 67H47L48 59L43 61L39 49L26 54L22 52L21 55L15 48ZM37 50L41 54L38 59L34 56ZM199 80L205 82L203 87L200 86ZM189 82H186L189 86L185 90L182 110L165 115L169 119L172 116V125L169 124L182 140L190 144L193 159L205 177L212 182L218 194L229 201L232 208L241 209L245 215L242 221L250 225L251 219L257 215L252 212L250 205L242 202L240 198L246 194L243 190V187L246 188V181L235 158L243 153L245 156L255 145L264 142V122L259 128L251 116L234 113L235 110L229 105L232 103L226 100L223 93L233 86L231 77L219 76L210 80L194 78ZM110 102L108 90H103L89 98L86 104L87 108L94 112ZM153 153L149 154V165L159 163ZM116 164L119 166L117 160ZM135 170V167L130 169ZM140 254L129 257L127 261L131 264H147L144 255Z\"/></svg>","mask_w":264,"mask_h":264},{"label":"built area","instance_id":"2783aa9c","mask_svg":"<svg viewBox=\"0 0 264 264\" xmlns=\"http://www.w3.org/2000/svg\"><path fill=\"white\" fill-rule=\"evenodd\" d=\"M156 169V167H151L150 165H147V169L145 170L146 177H143V179L150 177L152 172Z\"/></svg>","mask_w":264,"mask_h":264}]
</instances>
